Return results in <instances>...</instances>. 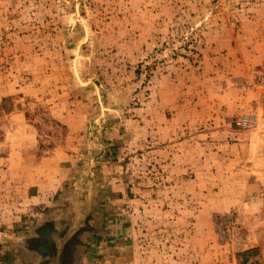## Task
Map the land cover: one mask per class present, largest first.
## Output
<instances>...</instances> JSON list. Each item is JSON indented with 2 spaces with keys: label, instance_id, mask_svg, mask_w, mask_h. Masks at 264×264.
Masks as SVG:
<instances>
[{
  "label": "rangeland",
  "instance_id": "obj_1",
  "mask_svg": "<svg viewBox=\"0 0 264 264\" xmlns=\"http://www.w3.org/2000/svg\"><path fill=\"white\" fill-rule=\"evenodd\" d=\"M0 264H264V0H0Z\"/></svg>",
  "mask_w": 264,
  "mask_h": 264
}]
</instances>
